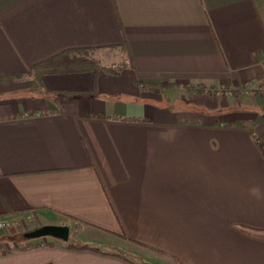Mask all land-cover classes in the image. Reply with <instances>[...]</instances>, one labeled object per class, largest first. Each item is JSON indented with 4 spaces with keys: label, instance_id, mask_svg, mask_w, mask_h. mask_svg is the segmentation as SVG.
<instances>
[{
    "label": "crops",
    "instance_id": "1",
    "mask_svg": "<svg viewBox=\"0 0 264 264\" xmlns=\"http://www.w3.org/2000/svg\"><path fill=\"white\" fill-rule=\"evenodd\" d=\"M85 48L115 72L33 71ZM245 121L264 145V0H0V218L103 252L0 232V264H264Z\"/></svg>",
    "mask_w": 264,
    "mask_h": 264
},
{
    "label": "trees",
    "instance_id": "2",
    "mask_svg": "<svg viewBox=\"0 0 264 264\" xmlns=\"http://www.w3.org/2000/svg\"><path fill=\"white\" fill-rule=\"evenodd\" d=\"M90 51L91 49H87V48L71 49V50L64 51L46 61H43L35 65L33 68V71L37 75L71 74V73L74 74V73H85V72H92L96 74L100 70L107 71L109 73L115 72L112 68H106V67L100 68L97 64H95L92 57L90 56L91 55ZM173 85L174 84L172 83H163L160 85H152V86H147V87L145 86V89L153 91V92H159L163 89L173 87ZM196 91L202 92L203 89H197ZM232 125L233 124H229V126H232ZM238 126L241 128L247 129L255 137L259 145V148L264 154V145L256 137L251 122L245 121V122L240 123ZM257 235L264 237V234H257ZM49 244H52V242H50ZM62 245L66 249L75 250V251H93V252L103 253L98 248L89 247L87 245H77L73 243L71 240H68ZM109 255H114V254H109ZM121 257L124 258L123 256ZM124 259L127 260L126 258Z\"/></svg>",
    "mask_w": 264,
    "mask_h": 264
},
{
    "label": "rangeland",
    "instance_id": "3",
    "mask_svg": "<svg viewBox=\"0 0 264 264\" xmlns=\"http://www.w3.org/2000/svg\"><path fill=\"white\" fill-rule=\"evenodd\" d=\"M92 56V55H90ZM100 65H106V66H116L118 65V60H117V56L115 55L113 58L112 57H105L103 58V61L99 62ZM7 221L10 222L9 227H7L6 229L2 230L1 233L2 234H6L8 236H14L13 238H19L21 239V234L23 233H27L29 231H31L30 229H33L35 226H37V224L34 225L33 228L32 225L28 222V221H19V220H15V219H7ZM18 232V234H17ZM44 238H40V239H32L30 241L34 242V241H38V240H43ZM48 239V238H47ZM29 241V242H30ZM73 242V241H72Z\"/></svg>",
    "mask_w": 264,
    "mask_h": 264
},
{
    "label": "water",
    "instance_id": "4",
    "mask_svg": "<svg viewBox=\"0 0 264 264\" xmlns=\"http://www.w3.org/2000/svg\"><path fill=\"white\" fill-rule=\"evenodd\" d=\"M48 237L65 243L69 238V228L68 226L47 225L24 234V238L28 240Z\"/></svg>",
    "mask_w": 264,
    "mask_h": 264
},
{
    "label": "built area",
    "instance_id": "5",
    "mask_svg": "<svg viewBox=\"0 0 264 264\" xmlns=\"http://www.w3.org/2000/svg\"><path fill=\"white\" fill-rule=\"evenodd\" d=\"M10 222L7 219L0 218V232L9 227Z\"/></svg>",
    "mask_w": 264,
    "mask_h": 264
}]
</instances>
